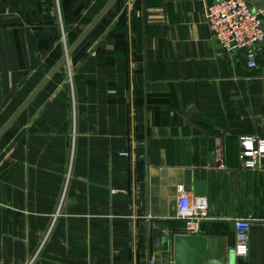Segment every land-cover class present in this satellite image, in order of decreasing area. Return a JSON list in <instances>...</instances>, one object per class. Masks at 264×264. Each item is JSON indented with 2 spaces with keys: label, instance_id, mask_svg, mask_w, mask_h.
<instances>
[{
  "label": "crops",
  "instance_id": "1",
  "mask_svg": "<svg viewBox=\"0 0 264 264\" xmlns=\"http://www.w3.org/2000/svg\"><path fill=\"white\" fill-rule=\"evenodd\" d=\"M212 1L116 0L0 136V264L38 249L67 173L32 264H173L179 185L207 200L209 249L248 219L234 264H264V156L239 151L264 138V41L254 67L219 47ZM107 2L0 0V129Z\"/></svg>",
  "mask_w": 264,
  "mask_h": 264
},
{
  "label": "built area",
  "instance_id": "2",
  "mask_svg": "<svg viewBox=\"0 0 264 264\" xmlns=\"http://www.w3.org/2000/svg\"><path fill=\"white\" fill-rule=\"evenodd\" d=\"M205 20L217 45L226 51L234 49L246 50L247 66H256L255 46L264 41V17L254 9L248 0H214L205 6ZM66 51V49H65ZM241 166L244 169H255L260 166L259 159L264 156V138L252 134L239 136ZM122 155L128 153L121 152ZM69 174L65 176L62 195L51 222L38 249L26 264H32L46 236L50 232L57 216ZM175 217L183 221V229L190 234L198 233L200 223L207 218V200L202 195L191 194L182 185L177 187ZM250 221L237 219L234 221V244L232 252L235 256L245 257L248 254V231Z\"/></svg>",
  "mask_w": 264,
  "mask_h": 264
},
{
  "label": "water",
  "instance_id": "3",
  "mask_svg": "<svg viewBox=\"0 0 264 264\" xmlns=\"http://www.w3.org/2000/svg\"><path fill=\"white\" fill-rule=\"evenodd\" d=\"M116 0H108L103 8L95 15L90 23L84 28L76 40L66 49L65 53L50 69L48 74L40 82V84L31 92V94L24 100L15 113L7 120V122L0 129V136L12 124L21 110L32 99V97L39 91L48 78L67 61L68 56L79 45V43L87 36L96 23L102 18L107 10L112 6ZM210 240L201 234H175L173 237V264H234V254L230 252L227 256L221 254L217 248L209 249Z\"/></svg>",
  "mask_w": 264,
  "mask_h": 264
},
{
  "label": "rangeland",
  "instance_id": "4",
  "mask_svg": "<svg viewBox=\"0 0 264 264\" xmlns=\"http://www.w3.org/2000/svg\"><path fill=\"white\" fill-rule=\"evenodd\" d=\"M79 31H80V29H76V30L71 31L72 32V34H71L72 41L75 39L76 34L79 33ZM69 38H70V36H69Z\"/></svg>",
  "mask_w": 264,
  "mask_h": 264
}]
</instances>
